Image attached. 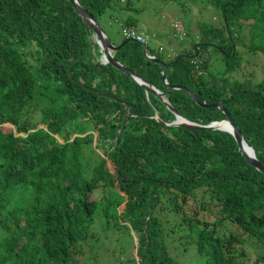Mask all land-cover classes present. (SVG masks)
Masks as SVG:
<instances>
[{
	"label": "trees",
	"instance_id": "1",
	"mask_svg": "<svg viewBox=\"0 0 264 264\" xmlns=\"http://www.w3.org/2000/svg\"><path fill=\"white\" fill-rule=\"evenodd\" d=\"M77 1L100 25L110 14L122 31L137 28L143 9ZM209 1L218 20L199 23L197 56L192 48V58L174 63L179 56L165 62L153 54L166 65L168 85L188 90L167 89L159 64L135 41L123 38L113 58L190 122L226 116L189 92L205 105L222 104L264 167V78L254 85L232 79L240 45L264 55V0ZM114 10L134 15L120 21ZM96 45L69 0H0V264H78L73 250L93 236L95 214L104 232L133 233L140 264H176L169 238L203 264H250L236 231L262 247L251 264H264V175L226 132L165 126L174 115L102 64ZM210 51L221 58L215 73ZM83 145L93 148V166Z\"/></svg>",
	"mask_w": 264,
	"mask_h": 264
},
{
	"label": "rangeland",
	"instance_id": "2",
	"mask_svg": "<svg viewBox=\"0 0 264 264\" xmlns=\"http://www.w3.org/2000/svg\"><path fill=\"white\" fill-rule=\"evenodd\" d=\"M124 7L139 6L141 13L136 16L138 26L135 28L137 32L146 36L147 47L154 53L159 54L165 62L169 59L167 54L175 56L178 53L189 54L194 47L193 44L199 42V23L208 22L216 24L218 11L210 4L209 0H123ZM113 18L122 21L125 15H134L131 10L120 12L114 10L111 12ZM101 25L112 43H120L123 39L122 27L119 23H115L110 19V14H106L101 18ZM243 40L248 45L249 33L248 29L243 32ZM96 42V39H95ZM117 45V44H116ZM241 52L242 65L239 71L232 74V79L239 84L254 85L264 78V55L262 53L252 54L247 52L244 46H239ZM100 52V51H99ZM159 52V53H158ZM209 53V51H207ZM101 53V52H100ZM207 53V54H208ZM213 60L210 61L209 70L213 73L215 69L222 68L221 58L216 52L210 51ZM144 54V53H143ZM199 54V53H198ZM210 55V54H209ZM190 56V55H189ZM101 57V56H100ZM192 57V56H190ZM210 60L204 55L203 61L206 63ZM101 61V58H100ZM97 136V135H96ZM92 147L83 145V156L87 162L93 166L95 160L91 157ZM93 224L88 230L92 237L79 247H76L72 255V262L80 264H138L139 258L136 254V240L133 233L130 235L126 230L119 236L117 231H105L104 225L98 214L93 217ZM228 231H236L231 224H227ZM237 237L242 241L237 246L239 252H244V261L252 263L261 254L262 247L248 237L242 236L236 231ZM133 239V241H132ZM170 243V253L176 264H203V261L192 250L189 253L182 251L178 243L172 244V239H168ZM132 243V245H131ZM176 245V248L174 247ZM135 247V248H134ZM122 254L119 259V254ZM135 259L134 261H132Z\"/></svg>",
	"mask_w": 264,
	"mask_h": 264
},
{
	"label": "water",
	"instance_id": "3",
	"mask_svg": "<svg viewBox=\"0 0 264 264\" xmlns=\"http://www.w3.org/2000/svg\"><path fill=\"white\" fill-rule=\"evenodd\" d=\"M71 4L73 5V8L75 12L79 15V17L84 21L87 32H92L93 37L96 39V44L100 49L101 52V63L106 65H111L114 69L120 71L121 73H124L128 77H130L132 80H134L139 86H141L148 94L154 95L159 101H161L165 107L174 115V121L172 123L165 124L167 127H181L185 128L187 130H194V131H201V130H209V131H221L226 132L233 136L235 139L239 150L241 151L242 155L245 157V159L251 164V166L262 173L264 175V167L258 162L256 159L255 151L251 146H249L242 134L239 128L235 125L231 115L224 109L222 104L219 105H212L208 106L205 105V103H200L193 92H189L191 97L201 106L204 107H212L219 109L223 114L226 116L225 120L222 121H216L212 122L209 125H200L197 123L190 122L189 120L185 119L182 115H180L175 109L172 108V106L169 104V102L165 99V96L163 93H161L159 90H157L155 87H153L151 84H149L145 79L142 77H139L134 72L129 71L127 68H125L122 64L115 61L113 58V53L118 51L120 48H122L126 42H123L119 45H114L111 43L110 39L108 38L107 34L105 33L102 26L98 23V21L87 11H85L78 3L77 0H69ZM143 53H146V47H143ZM153 62H157L161 68L162 73V82L164 86L167 87V89L172 90H188L183 86L180 85H168L166 81L165 76V64L159 63L157 60H151ZM155 118L159 120L157 115ZM9 126V125H6ZM11 127V126H10ZM224 127H227V129H224ZM101 153V151H99ZM109 166H111L109 164Z\"/></svg>",
	"mask_w": 264,
	"mask_h": 264
},
{
	"label": "clouds",
	"instance_id": "4",
	"mask_svg": "<svg viewBox=\"0 0 264 264\" xmlns=\"http://www.w3.org/2000/svg\"><path fill=\"white\" fill-rule=\"evenodd\" d=\"M129 29H133L138 35H140V36H142L143 38H144V40H145V42L143 43V44H141L142 45V48L145 46L146 47V53L144 54V56L148 59V60H156V58H155V55H153V54H156V53H154L153 51V53H151L148 49H147V39H146V36H144L142 33H139V32H137V30L135 29V28H129ZM122 36H123V38L124 39H126V40H128L129 42L130 41H135V40H133V39H127V38H125L124 37V35H123V31H122ZM136 42V41H135ZM96 43V42H95ZM112 43V42H111ZM138 43V42H137ZM140 44V43H139ZM196 46L198 45L197 43L195 44ZM193 49H195L196 50V53H195V56H197L198 55V52H197V49L195 48V46L193 47ZM159 53V52H158ZM160 54V53H159ZM186 53H178V54H176L175 56H173L172 57V55H170V54H167V57L168 58H171V59H169V60H172V59H174L175 57H177V56H179L175 61H174V63L175 62H177V60L180 58V57H185V58H192V57H190L189 56V54L188 55H185ZM183 55H185V56H183ZM101 58V57H100ZM101 62V61H100ZM160 63V62H159ZM162 64H165V63H162ZM166 67V66H165ZM167 81V80H166ZM154 87V86H153ZM158 90V89H157ZM138 264H140L139 262H138Z\"/></svg>",
	"mask_w": 264,
	"mask_h": 264
},
{
	"label": "built area",
	"instance_id": "5",
	"mask_svg": "<svg viewBox=\"0 0 264 264\" xmlns=\"http://www.w3.org/2000/svg\"><path fill=\"white\" fill-rule=\"evenodd\" d=\"M123 35L125 38L133 39L140 44H143L145 42L144 38L138 35L133 29H124Z\"/></svg>",
	"mask_w": 264,
	"mask_h": 264
},
{
	"label": "crops",
	"instance_id": "6",
	"mask_svg": "<svg viewBox=\"0 0 264 264\" xmlns=\"http://www.w3.org/2000/svg\"><path fill=\"white\" fill-rule=\"evenodd\" d=\"M120 43H121V42H120ZM113 44H114V45H116V44H117V45H119L118 43H116V44H115V43H113Z\"/></svg>",
	"mask_w": 264,
	"mask_h": 264
},
{
	"label": "bare ground",
	"instance_id": "7",
	"mask_svg": "<svg viewBox=\"0 0 264 264\" xmlns=\"http://www.w3.org/2000/svg\"><path fill=\"white\" fill-rule=\"evenodd\" d=\"M97 46V45H96ZM224 129H227V127H224Z\"/></svg>",
	"mask_w": 264,
	"mask_h": 264
}]
</instances>
